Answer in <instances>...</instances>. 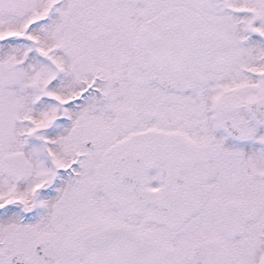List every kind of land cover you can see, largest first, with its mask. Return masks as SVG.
I'll use <instances>...</instances> for the list:
<instances>
[{
    "label": "snow or ice",
    "instance_id": "1",
    "mask_svg": "<svg viewBox=\"0 0 264 264\" xmlns=\"http://www.w3.org/2000/svg\"><path fill=\"white\" fill-rule=\"evenodd\" d=\"M0 264H264V0H0Z\"/></svg>",
    "mask_w": 264,
    "mask_h": 264
}]
</instances>
